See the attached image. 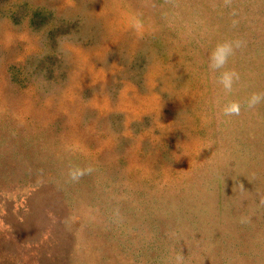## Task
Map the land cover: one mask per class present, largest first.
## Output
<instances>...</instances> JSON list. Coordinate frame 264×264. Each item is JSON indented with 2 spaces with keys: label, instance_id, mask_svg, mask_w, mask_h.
Listing matches in <instances>:
<instances>
[{
  "label": "rangeland",
  "instance_id": "rangeland-1",
  "mask_svg": "<svg viewBox=\"0 0 264 264\" xmlns=\"http://www.w3.org/2000/svg\"><path fill=\"white\" fill-rule=\"evenodd\" d=\"M253 92L264 0H0V264H264Z\"/></svg>",
  "mask_w": 264,
  "mask_h": 264
},
{
  "label": "clouds",
  "instance_id": "clouds-1",
  "mask_svg": "<svg viewBox=\"0 0 264 264\" xmlns=\"http://www.w3.org/2000/svg\"><path fill=\"white\" fill-rule=\"evenodd\" d=\"M230 15L233 17L232 24L235 26L238 23L235 18L238 13L233 9ZM245 46L246 41L241 38L228 39L217 42L209 52L208 68L215 75L216 83L226 92L231 91L233 85L240 79L239 73L234 69L227 68L226 65L235 51ZM262 100H264V92H253L247 98L246 103L251 108ZM222 112L225 116L238 115L240 104L237 102L227 103L223 106ZM90 171V168L72 167L68 170V176L75 181Z\"/></svg>",
  "mask_w": 264,
  "mask_h": 264
}]
</instances>
